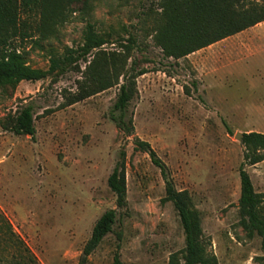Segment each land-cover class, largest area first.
Listing matches in <instances>:
<instances>
[{"label":"rangeland","instance_id":"obj_1","mask_svg":"<svg viewBox=\"0 0 264 264\" xmlns=\"http://www.w3.org/2000/svg\"><path fill=\"white\" fill-rule=\"evenodd\" d=\"M264 7V0H246ZM49 22L33 7L22 14L15 39L32 67L83 43L88 24L109 37L101 48L123 50L132 37L128 66L146 69L137 82L126 136L111 119L122 82L67 105L88 62L53 79L21 81L0 90V119L34 105L35 136L0 124V264H80L100 216L116 208L113 230L86 264H168L185 246L179 213L166 200V183L145 140L186 191L199 221L210 264H264L261 237L249 234L239 210V167L245 147L237 133L264 132V21L179 59L164 55L155 34L163 0H50ZM121 45V46H120ZM125 151L126 205L118 208L108 177ZM264 194V160L246 165ZM264 215V202L260 208Z\"/></svg>","mask_w":264,"mask_h":264},{"label":"trees","instance_id":"obj_2","mask_svg":"<svg viewBox=\"0 0 264 264\" xmlns=\"http://www.w3.org/2000/svg\"><path fill=\"white\" fill-rule=\"evenodd\" d=\"M39 8L41 18L49 22L56 13L51 9L50 0H0V90H15L21 81H38L51 77L57 78L68 70H79L80 61L88 62V57L96 51L83 72L79 90L70 97L67 105L81 101L105 89L122 82L117 99L111 109V119L126 136L133 133L134 125L128 108L136 96L137 78L146 73V69L128 66V59L136 40L132 37L127 44H121L123 50L106 52L102 46L111 42L110 38L99 34L92 24H88L83 34V43L77 48L67 47L63 55L53 56L47 69L30 66L24 52L15 45V39H26L27 32L21 30L24 21L22 14ZM162 19L155 34V41L166 57L179 59L207 47L226 37L241 32L264 21V7L246 0H163ZM34 105L26 103L13 114L0 119L2 128L16 135L35 136ZM245 147L244 161L239 167L241 193L239 210L244 227L252 235L261 237L264 260V215L260 208L264 194L255 190L246 165H254L264 160V132L249 131L242 134ZM135 149L147 152L153 163L161 169L166 183V200L174 203L185 234V246L180 252L170 256L168 264H210L201 243V228L196 214L189 207L190 198L186 191L176 190L168 175L167 167L157 156L150 143L135 140ZM125 151L108 177V185L116 195L118 208L126 205ZM116 208L106 210L96 221L92 234L86 242L80 264H86L88 256L101 244L104 237L113 230L116 221ZM112 264H123L117 252Z\"/></svg>","mask_w":264,"mask_h":264},{"label":"water","instance_id":"obj_3","mask_svg":"<svg viewBox=\"0 0 264 264\" xmlns=\"http://www.w3.org/2000/svg\"><path fill=\"white\" fill-rule=\"evenodd\" d=\"M242 134H243V133H237V134H236V137L240 140V142H243Z\"/></svg>","mask_w":264,"mask_h":264},{"label":"crops","instance_id":"obj_4","mask_svg":"<svg viewBox=\"0 0 264 264\" xmlns=\"http://www.w3.org/2000/svg\"><path fill=\"white\" fill-rule=\"evenodd\" d=\"M263 42H264V39H263ZM263 50H264V48H263Z\"/></svg>","mask_w":264,"mask_h":264}]
</instances>
